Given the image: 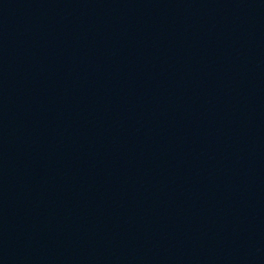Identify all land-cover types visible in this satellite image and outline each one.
Masks as SVG:
<instances>
[{
    "label": "water",
    "instance_id": "obj_1",
    "mask_svg": "<svg viewBox=\"0 0 264 264\" xmlns=\"http://www.w3.org/2000/svg\"><path fill=\"white\" fill-rule=\"evenodd\" d=\"M0 264H264V0H0Z\"/></svg>",
    "mask_w": 264,
    "mask_h": 264
}]
</instances>
